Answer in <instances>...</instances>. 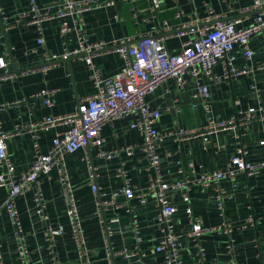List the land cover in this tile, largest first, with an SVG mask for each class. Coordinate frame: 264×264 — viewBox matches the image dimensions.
Returning <instances> with one entry per match:
<instances>
[{
  "label": "crops",
  "instance_id": "crops-1",
  "mask_svg": "<svg viewBox=\"0 0 264 264\" xmlns=\"http://www.w3.org/2000/svg\"><path fill=\"white\" fill-rule=\"evenodd\" d=\"M40 6L57 8L59 0H36ZM254 0H163L160 12L156 17L137 22L134 18L131 3L117 2L103 8H96L86 14V25L92 41L121 38L125 35L138 36L143 33L155 32L162 21L168 20L173 24L208 14L207 2L212 6L214 13L225 15L232 19L241 17V25L253 21L254 13L239 15V9L253 4ZM29 0H0V56H5L8 69L15 73L14 77L0 80V104L24 99L22 103L14 105L0 112L3 126L12 130L15 125H26L40 120L46 115H63L75 110L78 99L93 93L95 87L91 78V70L85 60L73 57L61 61L47 72L35 70L23 74V69L41 66L46 62V55L62 53L63 46L59 33V21L54 19L44 24L45 43L38 42V32L32 25H15L5 30L4 16L14 18L16 13L28 7ZM140 17L150 16L149 1L141 0L136 4ZM184 15L176 17L178 10ZM70 48L76 45L74 33L71 35ZM184 37L170 35L166 38V45L171 51H178ZM254 56L247 61L238 46L235 48L232 64L239 68L246 64L255 66L264 62V38L255 36L251 40ZM105 76H112L122 70L125 65L124 57L119 52H105L94 57ZM214 71L224 73L223 63L215 66ZM187 83L180 89L174 79H168L147 100L162 111L157 128L160 133H166L177 127L195 128L204 125L207 121L206 111L201 103L194 100L193 93L196 84L191 75L186 76ZM256 82L261 89L262 101L258 99L252 89V82ZM212 113L218 117H231L238 111H247L251 107H263L259 114L264 113V69L255 71L252 75H240L232 80H222L215 83L208 81ZM50 90L49 97L54 104L49 107L44 103L40 92ZM197 105H194V104ZM131 118H118L103 128L106 138L105 148H121L129 145H140L143 137L137 129L130 127ZM64 126L43 131L38 141L33 134L24 131L8 140V152L16 165L17 172L27 170L39 152L47 153L53 144L56 133ZM240 131L242 140L236 137L233 130H221L211 135L208 146H204L201 139L192 142L176 141L173 138L165 139L159 148L161 155L162 173L165 178L180 177L179 164L187 172L192 171L190 163H194L195 171H213L226 169L232 156L238 152L243 143L248 149L247 159L258 162L263 159L260 140L263 138V122L255 120L244 122ZM98 147L80 148L66 156L72 181L76 187V196L81 215L84 219V228L88 246L93 252L94 264H138L139 255L131 258L118 255L113 261L109 259L104 242V229L97 211V196L94 194L88 180V158L98 167V182L102 189L111 193L122 183L120 170L123 168L130 181L138 187L148 184L153 171L149 167L145 153L138 146L130 154L123 151L112 159L97 155ZM45 195L48 199V213L54 225L62 224L65 233L52 240L44 236L46 223L34 212V195L32 191L18 197V207L28 234V241L33 251L34 264H52L50 250H54L63 264H79V256L75 250V242L71 233L66 203L58 182L56 169L41 175ZM221 185L226 188L228 196L225 198V217L234 224L243 223L254 213H264V170L260 174L247 175L239 173L235 181L224 179ZM214 186L205 190L194 186L190 192L193 215L200 218L205 226H214L220 223V215L213 195ZM8 196V189L0 187V206ZM176 204L175 220L179 231L187 229L190 216L187 210L188 203L184 201L181 192L173 198ZM118 205L106 211V218L112 229V242L116 250H134L136 239L131 230L133 219L145 236L140 248L148 264H166L161 253H154L150 247L162 238V232L157 227V207L153 199L141 204L138 199L129 202L124 196L118 198ZM133 208L128 211V205ZM233 240L236 244L234 252H230L228 244ZM0 253L5 264H21L16 252V241L6 211L0 213ZM181 255L186 264H195L198 248L193 241L183 238ZM201 243L206 248L204 264H264V222L257 226H248L245 229L228 233H210L203 235Z\"/></svg>",
  "mask_w": 264,
  "mask_h": 264
},
{
  "label": "built area",
  "instance_id": "built-area-1",
  "mask_svg": "<svg viewBox=\"0 0 264 264\" xmlns=\"http://www.w3.org/2000/svg\"><path fill=\"white\" fill-rule=\"evenodd\" d=\"M131 3L134 18L137 22L156 17L161 10L163 0H148L150 16L140 17L139 8L136 6L141 0H59L57 8L40 6L36 0H29L28 7L16 13L14 18L5 15V30L15 25L35 27L38 32V42L45 43L44 24L50 20L59 21V33L62 41L63 52L46 55V62L41 66L23 69V74L35 70L49 71L63 60L80 57L85 60L91 70V78L94 91L90 95L78 99L74 111L63 114H49L40 120L32 121L26 125L17 124L12 130H6L3 120L0 118V187L8 189V196L0 206V213L6 211L12 227V233L16 241V252L21 264H34L33 251L28 241L18 207V197L29 191L34 195V212L46 223L44 236L47 240L65 233L62 224L54 225L50 221L48 213V199L45 195L41 175L56 169L58 182L66 203V211L71 226V233L75 242V250L79 256V264H94L93 252L88 246V240L84 228V219L81 215L76 196V187L72 181L66 156L80 148L98 147L97 155L106 159H112L119 153L126 151L133 153L136 146L145 153L149 167L153 171L148 184L138 187L127 177L126 171L121 168L120 176L123 183L107 193L98 182V167L88 158V180L94 194L97 196V215L104 229L105 248L109 259L113 261L116 256L123 255L131 258L139 255L138 264H148L143 260L147 253L140 248L145 240L138 225L137 219H133L131 230L136 239L134 250H116L111 239L112 229L106 218V211L117 206L118 198L124 196L129 202L138 199L141 204H146L153 199L157 207L156 225L162 232V238L150 247L154 253H161L166 264H186L181 255L183 238L193 241L198 248V256L195 264H204L206 248L201 243L203 235L210 233H228L245 229L252 225L257 226L264 222V213L250 214L243 223L234 224L225 217V198L227 190L221 185L222 180H236L239 173L247 175L260 174L264 170V135L260 140L263 159L253 162L247 159L248 149L242 143L226 169L196 172L194 163H190L191 172L184 170L179 164L180 177L168 179L163 176L161 155L159 148L167 138L176 141L192 142L201 139L204 146H208L211 135L221 130H233L239 141L242 140L240 131L244 122L260 120L263 122L264 113L259 111L263 107H251L247 111H238L231 117H218L212 113L209 82L215 83L222 80H232L240 75H252L255 71L264 69V62L255 66L246 64L239 68L232 64L236 46L240 48L243 57L250 61L254 56L251 40L255 36L264 38V0H254L248 7L239 9V15L254 13L253 21L247 25H241L242 18L228 19L225 15L214 13L212 6L207 2L208 14L203 17H195L179 24H173L168 20L162 21L159 29L151 33H143L138 36L125 35L110 41H92L86 25V14L93 9L103 8L117 2ZM184 15L182 9L176 13L177 18ZM74 33L76 45L70 48L71 34ZM170 35L184 37L182 46L178 51H171L166 45V38ZM105 52H119L125 60L121 71L112 76H105L94 61V57ZM223 63L224 73L214 71L217 64ZM15 73L8 69V61L5 56H0V80L14 77ZM191 75L196 84L193 93L194 100L201 103L206 111L207 121L204 125L195 128L177 127L166 133H160L157 123L160 121L162 111L153 106L147 97L153 94L163 82L174 79L177 86L183 89L187 83L186 76ZM252 89L262 101L261 89L256 82H252ZM45 90L39 93L44 103L51 107L54 102ZM24 99H16L0 104V112L9 107L20 104ZM194 105H197L196 103ZM131 118L130 127L137 129L143 142L140 145H129L121 148H105L106 138L103 136V128L118 118ZM64 126L56 133L53 144L47 153L39 152L27 170L17 172L16 165L8 152V140L29 131L36 141L41 133L52 128ZM194 186H200L207 190L214 186L216 189L213 198L223 219L214 226H205L200 218L193 215L189 205L190 192ZM181 192L184 201L188 203L190 226L179 231L175 220L176 204L174 195ZM128 205V204H127ZM129 206V205H128ZM132 212L133 208L128 207ZM1 245V241H0ZM230 252H234L236 244L231 240L228 244ZM52 264H63L58 254L50 250ZM0 264H5L0 253Z\"/></svg>",
  "mask_w": 264,
  "mask_h": 264
}]
</instances>
